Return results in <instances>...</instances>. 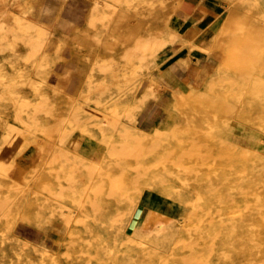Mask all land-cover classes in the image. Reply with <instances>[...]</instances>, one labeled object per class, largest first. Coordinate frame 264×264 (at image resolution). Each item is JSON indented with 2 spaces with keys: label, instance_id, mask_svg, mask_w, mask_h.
<instances>
[{
  "label": "bare ground",
  "instance_id": "bare-ground-1",
  "mask_svg": "<svg viewBox=\"0 0 264 264\" xmlns=\"http://www.w3.org/2000/svg\"><path fill=\"white\" fill-rule=\"evenodd\" d=\"M37 1L0 0V264H264V0H227L212 46L199 47L222 53L253 31L252 71L220 63L186 91L176 77L167 131L143 114L163 84L162 54L197 46L174 26L184 0H93L76 32L82 47L70 43L94 58L67 85L51 71L65 58L58 28L79 25V0H61L57 23L30 16ZM118 8L142 16L130 41L87 45L85 34H112ZM56 218L54 248L15 230L23 221L47 233Z\"/></svg>",
  "mask_w": 264,
  "mask_h": 264
},
{
  "label": "rangeland",
  "instance_id": "rangeland-1",
  "mask_svg": "<svg viewBox=\"0 0 264 264\" xmlns=\"http://www.w3.org/2000/svg\"><path fill=\"white\" fill-rule=\"evenodd\" d=\"M48 6V10L42 9V3ZM93 0H79V14H80V22L78 26L70 24L67 28H58L59 32H61L68 39L62 45L63 48L61 51L64 52V60H60L57 66H54V70L51 71V76H53L54 83H61L62 85H67L68 78H80L86 77L89 72V65L91 60L94 58L92 54L90 59L82 60L79 53L71 49L72 44L70 42L74 41L76 44L79 42V46L82 47L81 39L77 37L78 28L85 26V16L88 13L91 3ZM224 3L223 12L220 16V23L214 30H211L213 34L221 24L226 20L229 8L226 5L227 0H222ZM70 0H66V4H69ZM61 0H39L35 2L33 5L32 13L30 16L33 19H43L46 17H50L51 22L57 23L55 20V15L60 6ZM65 4V5H66ZM18 8V7H16ZM126 12V13H125ZM122 12L121 9H116L112 20L108 24V33H112L110 35H97L94 36L92 33L85 34V42L87 45H95V41H100V44H110L117 45L119 38L121 41L129 42L131 31L133 30V22L135 19L142 17L141 15H137L136 12L125 11ZM136 13V14H135ZM175 15H173L174 17ZM176 15L175 17H177ZM61 22H59L60 24ZM57 24V26L59 25ZM53 29V28H52ZM255 32L253 31H245L240 35L231 38L229 42L225 43L223 46V52L217 54H208L204 52L201 48H210L214 42L212 36L207 40L206 44H196L197 46H190L187 44H182L181 41L175 42L174 46H172L168 51L162 54L163 57L162 62L160 63L161 70L159 71V78L163 81L162 86L157 91V96L151 97L145 107V113L143 117L149 116V126L152 131H167V126L169 123L173 122L175 119L176 111L173 108V97L171 92L173 91V85L176 83V77L182 78L183 89L186 91L191 86L196 87H205L207 76L213 73L217 66L220 63H225L234 69L242 70L243 72H251L254 66V63L249 60L245 62L244 60L249 55V50H251V45L258 42L255 37ZM100 36V37H99ZM53 43L56 44V35L52 36ZM75 38V39H72ZM59 39V38H58ZM57 39V40H58ZM233 40L240 43L242 46V50H236L234 48ZM78 41V42H77ZM98 41V42H99ZM188 41V40H187ZM261 41V39H260ZM81 43V44H80ZM178 43V44H177ZM180 45V46H179ZM177 47V48H176ZM198 53V54H197ZM248 53V54H247ZM72 55V56H71ZM71 56V57H70ZM76 58V59H75ZM78 58L80 60H78ZM76 60V61H75ZM83 61V62H82ZM222 61V62H221ZM65 62V63H64ZM77 62V63H76ZM70 67V68H69ZM81 69H79V68ZM75 73V74H74ZM154 73H157L154 71ZM170 75V78L167 80V77ZM175 75V77H174ZM164 78V80H163ZM61 80V81H60ZM67 80V82L65 81ZM148 85V81L144 80L142 86L145 87ZM165 85V86H164ZM172 88V89H171ZM202 100L204 97H200ZM155 100V101H154ZM215 101L221 104H233V99L230 98H220L215 97ZM224 104V105H225ZM153 193V194H152ZM143 199L146 200H157L154 198V192H144ZM138 207L140 204L137 205ZM59 221V222H58ZM140 224L144 223V218L141 217L138 219ZM61 224V225H60ZM15 230L18 234L26 237L27 239L39 243L41 239L44 240L45 244L48 247L54 248L57 244V240L64 236V222L62 219H54L50 223V228L47 233L42 232L38 228L34 227L31 224H28L23 221H18Z\"/></svg>",
  "mask_w": 264,
  "mask_h": 264
},
{
  "label": "crops",
  "instance_id": "crops-1",
  "mask_svg": "<svg viewBox=\"0 0 264 264\" xmlns=\"http://www.w3.org/2000/svg\"><path fill=\"white\" fill-rule=\"evenodd\" d=\"M47 8L48 6L43 1L42 9L48 10ZM223 8L222 0H184L178 16L174 17V26L178 29L182 28L180 36L184 40L195 44H206L213 35L211 30H214L220 23ZM43 20L51 22L50 17L43 18ZM62 27L67 28V26ZM205 38L207 40H204Z\"/></svg>",
  "mask_w": 264,
  "mask_h": 264
}]
</instances>
